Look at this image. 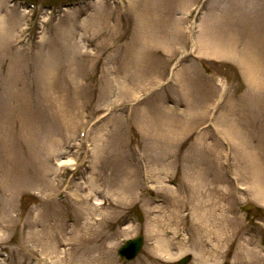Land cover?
I'll return each instance as SVG.
<instances>
[{"label":"rangeland","instance_id":"rangeland-1","mask_svg":"<svg viewBox=\"0 0 264 264\" xmlns=\"http://www.w3.org/2000/svg\"><path fill=\"white\" fill-rule=\"evenodd\" d=\"M22 1L0 0V25L21 17L15 37L33 45L28 54L10 39L0 49V253L13 260L0 264H73L102 243L113 264H202L201 250L204 264H264V204L222 136L235 125L264 156V89L251 87L234 56L199 54L203 29L221 47L234 40L237 52L263 45L264 21L253 22L264 0ZM200 172L205 204L216 191L217 237L192 214L188 189ZM45 226L57 227L56 251ZM140 235L139 255L125 261L119 248ZM158 238L171 258L150 252Z\"/></svg>","mask_w":264,"mask_h":264},{"label":"bare ground","instance_id":"bare-ground-1","mask_svg":"<svg viewBox=\"0 0 264 264\" xmlns=\"http://www.w3.org/2000/svg\"><path fill=\"white\" fill-rule=\"evenodd\" d=\"M256 18V17H255ZM263 20H262V19ZM261 18L259 16H257V19L254 20V24H258V23H262L264 21V15L261 16ZM4 19L0 16V22ZM253 21V20H252ZM16 22V23H15ZM20 22H21V17L14 20L13 22L8 21L7 23H5L3 26L0 25V49L3 46L4 48H9V41H10V45L14 44V42L16 43L20 38L19 37H15L18 29L20 28ZM15 25H14V24ZM10 24L14 25V30L12 32L11 35L8 34H4L5 30H7V26H9ZM7 25V26H6ZM19 27H15L18 26ZM205 28V27H204ZM206 29V28H205ZM206 31L208 32V29H206ZM206 31L203 29L202 32V37H200V41H199V54H202L204 56H210L211 53L213 55H224V56H234L235 57V61L237 62V64L239 65L241 71H243L246 80L250 83L251 87L253 89H255V91L257 90L258 92H262L264 87H262V83L264 81V57L262 55H259L257 53L258 48L262 47L263 45L262 42H247L246 45L242 46L240 48V50L237 52V50L235 51V41L231 40L230 43H224V47H221L223 45V42L220 43L218 41V39L215 41L214 39H212V37H209V39H207L206 37ZM208 36V35H207ZM21 43H23L24 46H26L27 44L23 41H21ZM227 45L231 47V49H227ZM219 46V47H217ZM257 92V93H258ZM232 112V111H230ZM228 117H225L224 119L226 120H221L220 123H222L223 126H225V124H227V119ZM230 123V122H229ZM231 123H233V121L231 120ZM221 125V124H220ZM235 129V125L234 128H224V130L222 129L223 133V137L225 140H227L228 142L231 143V145H233V149L234 152L236 153L237 159H238V164H240V166H243L242 169L243 171L247 172L248 175L253 179L251 181V184H249V190L251 192V196L253 199H255L257 202L264 204V156L261 158L257 153L254 152V150H252L251 146H247L245 147V145H243V141L240 139H237L236 134L233 133V130ZM226 130V131H225ZM236 131V130H235ZM195 184L194 181L192 182V184L189 185V200L192 204V214L195 216V220L197 219L198 223L201 225H198L196 223V225L201 226L200 228L204 227L205 231L210 234V235H214L215 237L221 235V229L218 227L217 225V214L215 213L214 210H216V203L214 201V197L216 196V191L211 192L210 195L208 197H210L212 199V203L213 206H210V203L203 200L204 198V188L206 186L205 184V180H202V174L200 172L198 178L195 180ZM201 182H203V186L204 188L201 189L200 188V184ZM93 189V187L91 188ZM97 194L95 193V196ZM173 197H176V195L174 194ZM97 200V199H96ZM87 203L90 202V199L88 198L86 200ZM98 205H101V203H97ZM211 209V211H210ZM98 210V208H97ZM221 220H223L221 217L219 218ZM212 220V223H211ZM77 221L78 220H71V222L74 225H77ZM93 221H96L95 219ZM101 222V221H100ZM216 226H213V225ZM87 225V224H86ZM197 226V227H198ZM57 227L56 226H45V229H43L41 231V236L44 237L45 240V245L52 249L53 251L58 250L56 248V236L54 231H56ZM57 233V231H56ZM157 245L151 249L150 252L152 253H156L157 255L159 253L161 254H166L171 258V254H170V246L167 243V241L165 239H157L156 240ZM56 249V250H55ZM113 248L109 247L106 245V243H102V245H100L96 251L93 252V250L88 251L89 249L85 250L84 252H82L79 257L74 261L73 264H113L114 262V257H113ZM181 252L184 250L183 248H180ZM244 249V248H243ZM243 253L251 255V253H253L254 255L257 254L256 250L254 251L253 249L250 248H245V250H243ZM241 250V249H240ZM46 252V251H44ZM43 252V253H44ZM96 253V254H95ZM242 253V252H241ZM50 254V253H48ZM46 254V255H48ZM203 250H201L200 254H198V260L200 263L204 264L205 260H203ZM260 255V254H259ZM200 257V258H199ZM262 257V256H261ZM53 259V258H52ZM38 261H42L40 259H38ZM261 261V259H260ZM13 262V260L11 261ZM32 264V260H28V261H22V259L16 263V264ZM53 264H61L63 263V261L60 260H53L52 262Z\"/></svg>","mask_w":264,"mask_h":264},{"label":"water","instance_id":"water-1","mask_svg":"<svg viewBox=\"0 0 264 264\" xmlns=\"http://www.w3.org/2000/svg\"><path fill=\"white\" fill-rule=\"evenodd\" d=\"M143 243L142 237H139L134 240H130L127 244L120 250V254L126 256L128 259H131L137 255L139 250L141 249ZM189 258H186L182 261V264H185Z\"/></svg>","mask_w":264,"mask_h":264}]
</instances>
